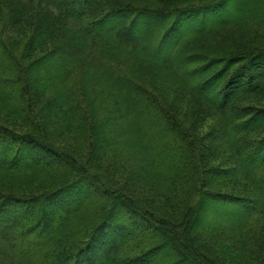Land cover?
<instances>
[{"label":"trees","instance_id":"trees-1","mask_svg":"<svg viewBox=\"0 0 264 264\" xmlns=\"http://www.w3.org/2000/svg\"><path fill=\"white\" fill-rule=\"evenodd\" d=\"M19 2L0 264H264V0Z\"/></svg>","mask_w":264,"mask_h":264},{"label":"rangeland","instance_id":"rangeland-1","mask_svg":"<svg viewBox=\"0 0 264 264\" xmlns=\"http://www.w3.org/2000/svg\"><path fill=\"white\" fill-rule=\"evenodd\" d=\"M21 11H23V3H20L19 0H0V38L3 37V39L8 42L7 44L8 47H10L9 44H11L9 42H13L14 46H16L18 44L19 39L27 38L30 35L28 32L27 23L25 24L26 26L24 25V20H25V14H28V12H31V10L28 9L24 13H21ZM17 15L21 19L20 25L18 23L14 24V22H11L9 20L11 16L13 17ZM244 17L245 19L249 21L254 20L253 22H257V23L261 22L259 16H257L256 19H252L250 12ZM36 18L37 17H35V20ZM51 28L49 29L50 32H52ZM53 32L55 34H58L61 32V30L58 29L57 27H54ZM48 43H51V42H48ZM23 45H24V42L19 44L18 48H21ZM41 46L42 45L38 47L39 48L38 51H40V53L51 48V45H48L47 43L46 45L42 47ZM201 217L203 218L206 217L205 211L202 213Z\"/></svg>","mask_w":264,"mask_h":264}]
</instances>
